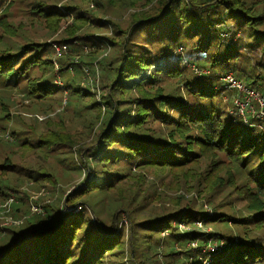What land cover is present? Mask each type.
Here are the masks:
<instances>
[{
	"label": "trees",
	"instance_id": "16d2710c",
	"mask_svg": "<svg viewBox=\"0 0 264 264\" xmlns=\"http://www.w3.org/2000/svg\"><path fill=\"white\" fill-rule=\"evenodd\" d=\"M115 1H34L31 12L49 21L54 32L70 21L61 39L49 45L27 42L19 52L0 50V90L18 88L28 100L38 103L63 91L68 98H63V105L61 102L64 110L66 106L78 107L94 94L74 85L75 78L69 76L56 88L53 75L65 76L74 67L85 75L81 65H91L103 49L112 48L111 55L98 60L103 68L101 97L85 106L96 109V120L101 122L94 143L80 150L81 168L90 179L86 176L73 192L56 202L40 205V212H31V203L25 201L28 197L16 196L17 200L9 203L8 214L21 222L0 226V264H104L107 256L115 257L110 264H123V229L116 231L114 224L119 207L127 208L131 217V264H184V255L193 258L189 264L203 260L206 264H264V241L253 235L264 228V128L250 127L233 116L230 108L226 110L227 102L232 108L233 104L225 95L236 92L222 81L232 73L264 96V1L127 0L124 8L134 10L127 21L120 26L110 19L112 35L97 41L93 33L106 29L102 10L108 4L115 6ZM90 3L96 6L95 11L90 10ZM6 11L7 7H0V27L12 33L1 14ZM52 44L68 46V57L53 60ZM83 46L92 51L83 53ZM83 54L89 61L78 63L75 57ZM103 61H107L105 67ZM32 70H39L40 77H32ZM4 103L1 98L3 133L10 120ZM54 134L51 141L38 137V146L68 145L61 132ZM7 159L5 164H14ZM76 168L79 170L77 164ZM148 170L161 174L158 179L163 184L168 183L162 179L165 175L185 186L197 176L195 189L202 186L201 196L206 197L211 210L197 208L196 201L176 200L168 211L137 220L136 208L149 195L139 187L129 188L125 194L123 187L127 180ZM241 176L245 180L238 186ZM44 177L56 181L52 174ZM28 178L35 183L43 180ZM15 186L7 182V189L0 190V204L8 200L7 190L16 191ZM225 187L231 189L229 193L242 189L247 216L237 218L234 210L232 216L222 212L220 191ZM113 192L118 197L110 195ZM93 202L112 213L111 227L92 219L91 213L96 216ZM77 207L79 210L73 211ZM195 221L214 230L197 227L179 232L181 224ZM231 224L243 233L234 235ZM247 224L252 226L251 232L244 231ZM141 234L153 249L145 251L139 263L135 239ZM212 240L217 243L216 250L209 251L207 243ZM191 241H197V247L183 253L175 250L176 244Z\"/></svg>",
	"mask_w": 264,
	"mask_h": 264
},
{
	"label": "rangeland",
	"instance_id": "374dc122",
	"mask_svg": "<svg viewBox=\"0 0 264 264\" xmlns=\"http://www.w3.org/2000/svg\"><path fill=\"white\" fill-rule=\"evenodd\" d=\"M34 1H44L48 4H53L55 2V0H0L1 9L3 7H7V13H1L4 14L3 20L5 21V25L6 27L10 25L9 27L13 31L12 33H8L0 27V50L9 48L11 52H19V47L26 44L27 42L35 41L39 42L40 44L45 43L49 45L51 42L61 39L62 30H64L66 24H68L70 21L63 23L61 29L58 32H54L53 28L49 26V21H44L40 17H37L36 14L31 12V8H33L32 5H35ZM126 1L127 0H116L115 6H108L109 4L105 5V8L102 10L104 14L101 16V22L105 23L106 29L104 31L101 30L94 32L93 38L95 40H106L104 37H109L112 35L113 31L110 24V19L117 21L116 23H118L120 26H122L123 23L127 21L130 11L134 10H127L124 8L123 2ZM89 7L90 10L93 11L96 9V6L92 3H90ZM97 14L98 13H96V15ZM51 48L53 49V47ZM82 50L83 53H88L90 50L92 51V48L83 46ZM178 51H181V49ZM54 53L55 52H53L51 56L53 60L56 59ZM104 53H106V55H111L112 48L107 46L105 49H103L100 57H97L91 65L88 64V62H85L81 65L82 71L85 69L89 71V78H87L86 75H83L81 70L80 74H78V69H75V67L69 70V74L65 73V76H62V74H55L56 76L51 74L53 75V85L56 88L61 86L62 83H64V79L68 78L69 76L70 78H75L74 80L76 82L74 85L79 84L94 94L92 97L85 98L81 105L78 104L79 108L66 106L64 110H61L60 106L64 104L63 98L68 99L67 93L63 91L53 93L52 98L46 100L44 103H38L37 101L32 102L28 100L25 96V93H22V91L20 92L18 88H1L0 99L2 98L5 102H7L4 103L5 106L2 107L6 109L10 120L9 124H7L4 130L5 133L0 132V140H2L0 143V190L7 189V182L9 184H16V191L7 190L9 194L8 199L11 198L13 201L17 200L16 196H20L22 198L28 197V200L25 198V201L31 203V208H33V206L40 207V205L43 206L50 201L56 202L55 200L73 192L75 187L84 181L86 176L88 180L90 179L91 175L88 174L85 176L84 171L81 168V156L83 157V153L81 151L80 154V150H84V148H88L87 146H90L94 143L96 134L101 127V122L99 123L96 120L98 111L96 109H87L85 106H88L87 104L94 102L95 100H99L101 97L100 92L103 68L98 64V60L107 57ZM69 54L70 51L67 46L62 51V59L65 60ZM75 60L78 63L80 61L82 62V60L89 61L86 59V55L84 54L76 56ZM106 63L103 61L104 67L106 66ZM32 77L39 78L40 71L32 70ZM21 86H24V82L21 83ZM233 96L234 93L231 92L230 96L225 95L224 99L226 100L228 97H230L229 101L231 103ZM228 103L229 102L226 103V110L228 111L230 108L229 111L231 112L232 107L230 106L231 104ZM232 115L235 116L234 114ZM13 132H15V136L12 134ZM54 132H61L63 137L68 138V142H66L68 145L65 147H54L48 144L43 147L38 146L40 144L41 138L50 141L53 140L55 138ZM38 137H40V139H38ZM21 141L23 143L24 141H28L29 146L22 144ZM5 157H9L7 160L14 164H5L3 162ZM203 161L201 163H203ZM76 164L79 170L76 168ZM141 172L144 175H136L135 177L130 178L125 182L123 187V192L125 194H127V190L129 188L135 189L139 187L144 193L147 192L149 195L147 198L143 199L141 204L136 208H139L135 212L137 220H141L142 218L146 217H152L155 214H159L163 211H168L167 209H171L176 200L183 203H185L186 200L189 202L196 201L197 208L201 207V210L208 212L211 210V207L207 201L205 202L206 197L201 196L200 191L202 186L197 185V191L195 189L196 184H198L197 176H195L193 181H190V183L185 186L183 181L174 180L170 175H165L162 178L165 182H168L163 184L161 179H158V177L160 178L159 175L161 174H156V171L148 170ZM200 173L201 171L199 172V176L203 177V174L200 175ZM47 174H52L56 181L51 183L47 177H44V175ZM28 177L43 180L35 183L31 178ZM244 180V176L239 177L237 179L238 186H242L241 184L244 183ZM152 182H154L153 185ZM199 183L204 182L203 180H199ZM154 190H156L155 193ZM223 190V192L220 191V198L222 197L220 201L223 205L219 206V208L223 210L222 212L232 216L231 211L234 210V214L237 218L247 216L249 211L246 209V200L241 196L242 189L231 193H229L231 190L229 187H225ZM227 193H229V195L224 197ZM110 195H115L118 197V193L116 192H113ZM140 199L141 198H139L137 201ZM1 202L2 201L0 199V203ZM225 203L232 204L233 208L229 207L228 205L225 207ZM97 204L98 202H93L91 204L92 208L94 209V213L96 214L95 216L91 213L92 219L96 220V218H98L104 227H111L112 213H110L108 209L102 210L101 206H97ZM5 205L8 208L7 203L0 204V226H6L8 224L10 225L12 224L11 220L14 219L8 214V209H5ZM25 207L26 204L24 208ZM105 208H107V206ZM121 208L122 207H119L118 211L116 212L114 224L116 225V231L118 229H123V264H131V257L128 247V239L130 240L131 217L127 212V208ZM67 209H70V207ZM77 210H79L78 207L73 209L75 212ZM230 226L233 229L230 230V232H232L234 235L239 236L243 233L242 228L239 227L240 231H238L236 230V226H233L232 224ZM197 227H200V230L206 232H211L214 230L211 226H203L201 225V222L197 221L191 224H181L178 230L179 232H184L196 229ZM251 228L252 226L247 224L245 225L244 231L247 230L251 232ZM225 232L228 234V230ZM141 233H144V231ZM253 235L261 237L262 241H264V228L259 232L253 233ZM163 236L166 237L167 234L164 233ZM142 237L143 235L141 234L135 239V247L137 248L138 253L136 254V260L139 263L142 261L141 258L144 257L145 251L147 252L148 250L153 249V247L150 246L153 244H151L146 237ZM213 242L214 240L209 241V243ZM195 247H197V241H191L186 245L176 244L175 250H178L181 253L183 250H188ZM206 248L208 249V243ZM186 257L187 255H184L183 257V260H185L184 264L191 263L193 258ZM114 259L115 257L113 256H107L104 259V264H110V262ZM160 260H162V256H160ZM200 262L201 264L207 263L206 260ZM143 264L146 263L144 262Z\"/></svg>",
	"mask_w": 264,
	"mask_h": 264
},
{
	"label": "built area",
	"instance_id": "2783aa9c",
	"mask_svg": "<svg viewBox=\"0 0 264 264\" xmlns=\"http://www.w3.org/2000/svg\"><path fill=\"white\" fill-rule=\"evenodd\" d=\"M55 56L59 57L65 49L64 45L52 44ZM106 55V53H104ZM87 78L90 74L87 69L84 70ZM222 81L228 89H233L236 94L232 98L233 108L231 113L241 118L242 121L250 127L264 128V96L257 90L248 88L245 84L237 79L232 73L226 74ZM60 84V82H59ZM12 202L9 198L5 203ZM6 210L8 209L5 205ZM32 212H40L41 207L33 206ZM12 224H18L21 220H11ZM216 242L208 245L209 251L216 250Z\"/></svg>",
	"mask_w": 264,
	"mask_h": 264
}]
</instances>
